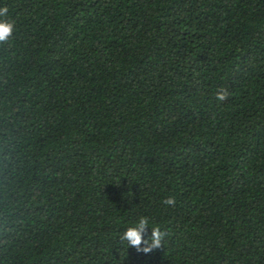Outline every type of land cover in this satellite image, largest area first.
<instances>
[{
	"label": "trees",
	"instance_id": "16d2710c",
	"mask_svg": "<svg viewBox=\"0 0 264 264\" xmlns=\"http://www.w3.org/2000/svg\"><path fill=\"white\" fill-rule=\"evenodd\" d=\"M4 6L0 264H264V0Z\"/></svg>",
	"mask_w": 264,
	"mask_h": 264
},
{
	"label": "clouds",
	"instance_id": "9594fccd",
	"mask_svg": "<svg viewBox=\"0 0 264 264\" xmlns=\"http://www.w3.org/2000/svg\"><path fill=\"white\" fill-rule=\"evenodd\" d=\"M8 12L9 9L7 6L0 7V17H3V19H0V44H4L9 40L16 27L15 21L8 17ZM217 99H226V93L224 91L218 92ZM164 203L166 205L174 206L176 201L174 198L169 197L164 201ZM148 223L149 221L147 217H140L136 226L128 227L124 231L121 240L127 242L129 246L135 247L138 251L142 250L145 253L150 252L155 248L161 247L163 233L158 227H153L151 237L149 239H144L142 233L148 226ZM142 244L146 246L141 249Z\"/></svg>",
	"mask_w": 264,
	"mask_h": 264
}]
</instances>
